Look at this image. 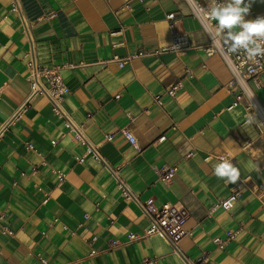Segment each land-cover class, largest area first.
<instances>
[{
	"label": "crops",
	"instance_id": "obj_1",
	"mask_svg": "<svg viewBox=\"0 0 264 264\" xmlns=\"http://www.w3.org/2000/svg\"><path fill=\"white\" fill-rule=\"evenodd\" d=\"M13 1L0 0V264H183L163 238L144 236L150 219L119 192L110 169L142 202L184 203L188 234L180 247L191 259L264 264V140L243 124L244 104L233 105L225 60L205 55L209 39L190 2L18 0V13ZM249 2L245 19L264 17V0ZM168 13L189 36L186 54L144 55L121 67L119 58L172 43ZM32 49L42 66L62 67V108L87 144L47 97L31 96ZM177 81V94L165 95ZM252 89L264 103V71ZM158 94L162 105L154 102ZM220 156L239 168L235 184L213 175ZM167 165L178 166L168 184L153 170ZM228 232L236 234L220 247Z\"/></svg>",
	"mask_w": 264,
	"mask_h": 264
},
{
	"label": "built area",
	"instance_id": "obj_2",
	"mask_svg": "<svg viewBox=\"0 0 264 264\" xmlns=\"http://www.w3.org/2000/svg\"><path fill=\"white\" fill-rule=\"evenodd\" d=\"M142 1V0H141ZM192 6L193 16L197 17L202 24V27L207 35L208 43L203 47L205 55L209 58L213 56H220L223 58L229 68L231 78L226 83L225 87L231 93H235V102L233 105L238 103H243L246 111L245 121L243 124H253L255 129L259 132V137L264 140V103H260L255 93L253 92V87H259L261 85L262 72L264 71V57H257L255 61H249L243 52L228 53L227 47L223 45L222 41H219L215 35L214 25L215 21H209L205 12L209 8L210 0H188ZM224 0H217V3H223ZM124 8H129V3L127 2ZM12 9L18 13H21V5L18 0L13 1ZM166 19L169 23V28L172 34V43L167 46H163L158 50L154 51H141L135 55H130L125 58L117 59L119 65L124 67L130 60L135 57L144 55H157L161 52H174L178 55H184L191 48V43L188 34L179 30L176 24V15L174 13H168ZM227 31V30H225ZM25 32L27 33L30 41L32 42V37L30 35L27 25L25 26ZM215 41V42H214ZM33 46V45H32ZM31 57L29 59V75L28 80L31 84V96L36 94H41L48 98L52 104V110L59 117L66 119L67 124L70 129L75 132L78 140L87 144L86 139L80 133L78 128H76L68 115L62 108V103L64 101L65 95L68 92L67 86L64 84L63 78L60 73V66L45 67L39 64L35 58L34 51H31ZM45 79L47 84H44L42 80ZM182 87L180 81L175 82L164 92L165 95L174 97L179 89ZM162 94L154 96V102L162 105ZM26 104L20 109L25 108ZM229 107L231 109L233 107ZM125 138L132 144L136 145L137 139L133 132L123 127L120 130ZM162 136L160 139H164ZM54 144L56 142H53ZM89 152L98 161L107 165V162L103 155L94 148L91 144L88 145ZM192 152H189L186 156H191ZM221 157V156H220ZM219 157V158H220ZM108 167V165H107ZM110 168V167H109ZM155 174L158 178L168 184L171 182L172 178L178 172L177 165L154 167ZM110 171L115 175L117 180V188L123 197L127 200L136 202L142 209L144 215L150 219V226L145 231L144 236H159L169 243L173 252L179 254L183 260V264H202L203 258H198L196 260L188 257L185 252L180 247V241L183 237L188 234V231L184 227L185 221L189 215L187 208L184 203L178 202H166L160 206L154 204L153 201L148 200L142 202L137 194L129 187V185L121 179L112 169ZM245 178L241 184L238 185L239 191L242 188ZM261 188V185L259 186ZM239 191L232 193L228 199H226L221 205L225 209L232 208V201L237 198ZM231 203L230 207H225L226 204ZM10 232V231H9ZM238 232V230L236 231ZM236 232H228L226 239H218V244L220 247H224L227 241L232 238ZM264 236V231H263ZM143 237V236H142ZM141 238L136 234H129L130 240H136ZM144 263L152 264L153 261L146 259Z\"/></svg>",
	"mask_w": 264,
	"mask_h": 264
},
{
	"label": "clouds",
	"instance_id": "obj_3",
	"mask_svg": "<svg viewBox=\"0 0 264 264\" xmlns=\"http://www.w3.org/2000/svg\"><path fill=\"white\" fill-rule=\"evenodd\" d=\"M250 6V2L245 4V0H224L223 3L210 0L205 16L209 21L216 22L213 26L215 35L227 47L228 53L243 52L247 60L255 61L257 57H264V17L246 20ZM248 167L260 170L259 165L251 161ZM213 175L226 185L235 184L240 179L239 168L226 156L219 158ZM230 206V202L225 205L226 208Z\"/></svg>",
	"mask_w": 264,
	"mask_h": 264
}]
</instances>
